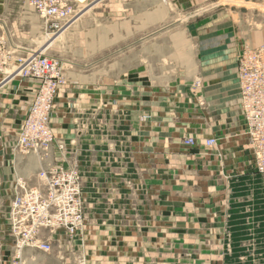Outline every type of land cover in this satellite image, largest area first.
<instances>
[{"label":"crops","instance_id":"crops-1","mask_svg":"<svg viewBox=\"0 0 264 264\" xmlns=\"http://www.w3.org/2000/svg\"><path fill=\"white\" fill-rule=\"evenodd\" d=\"M134 9L142 34L137 49L129 20L112 22L110 37L102 28L96 31L93 50L76 47L70 36L54 41L68 64L67 83L51 116L54 133L66 144L63 152L57 147L51 156L16 150L39 82L0 73V264H247V252L251 263L264 260V177L246 132L237 73L244 49L264 44V0H198L189 22L159 40L163 61L157 71L151 64L149 0ZM120 26L126 36H119ZM135 125L142 127L137 133L143 148L119 149L120 133L130 134L134 146ZM188 138L196 142L193 148L178 144ZM209 139L217 145L207 147ZM151 140L157 148L150 147ZM168 141L175 146L167 147ZM114 153L137 157L143 183L153 181L159 189L156 210L146 207L138 214L141 224L135 214L118 210L119 190L128 192L135 165L127 160L119 169L110 159ZM151 161L157 163L155 171ZM57 163L77 164L86 204L107 198L111 212L87 215L77 247L66 241L61 251L18 252L8 222L18 184L38 186V174ZM184 193L190 196V236L195 238L187 248L181 245L182 209L167 211L168 204L182 205ZM61 233L42 235L52 245ZM246 244L251 249H243Z\"/></svg>","mask_w":264,"mask_h":264},{"label":"built area","instance_id":"built-area-1","mask_svg":"<svg viewBox=\"0 0 264 264\" xmlns=\"http://www.w3.org/2000/svg\"><path fill=\"white\" fill-rule=\"evenodd\" d=\"M28 4L45 21L46 30L54 36L74 21L78 12L68 0H28ZM0 20V73L9 66L12 51ZM240 101L256 158V169L264 175V45L247 47L237 63ZM9 77L34 79L39 86L23 122L15 148L20 153H47L53 146L64 150L53 132L51 116L55 99L66 86L63 61L44 51H33L18 60ZM186 143L194 144L193 139ZM208 146L216 139L206 141ZM39 185L18 184L9 212L11 234L16 249L51 250L43 232L64 231L68 236L83 232L86 225L84 195L80 174L75 166L55 165L38 174Z\"/></svg>","mask_w":264,"mask_h":264},{"label":"rangeland","instance_id":"rangeland-1","mask_svg":"<svg viewBox=\"0 0 264 264\" xmlns=\"http://www.w3.org/2000/svg\"><path fill=\"white\" fill-rule=\"evenodd\" d=\"M68 1L75 8V10H78L79 12L76 18L74 19V21H77V22H75L74 25L71 27V29H69L66 33L64 30L54 36H50V34L46 30L45 21L37 14V12L33 8L29 6L28 0H0V17L1 16L6 17V19L4 18L6 22H4L2 19H1V22L3 23L4 29L7 33V37L9 41L8 43L9 48L12 51L10 64L4 70L3 73L9 74V72H12L15 69V65L18 64L19 58L27 56L28 54H30L33 51H36L42 46L46 47L49 44L50 45L53 44L54 41L57 40L58 38H60L59 40H62V38L64 40L65 36H70L73 39L75 38L77 41L76 47L78 46L79 48H86L88 49V51L89 49L91 50V48L93 50V45H90V43L96 37H98L97 32L102 30L105 32V35L107 37H110V33H111L110 24L112 22L122 23V22H126L127 20H129L130 22H133L135 25L134 27V48L137 49L140 46L137 40L140 38V36L142 37V34L138 33L137 26L135 24L137 20L140 18H138V14L136 12L137 9H134L135 13L132 12L131 9H133V6L137 7L141 5L142 0H85L84 3H81L79 0H68ZM223 1L225 2L227 0H223ZM149 2H150V11H151V29H150L151 53H152L151 64L152 65L154 64L155 71H157L159 63L163 61V60H159V53H160L159 42H161L159 40H162L166 36V34H168V32L170 31L173 32L172 28H175L176 26H180L181 24H186L187 22H189L190 13L192 11V5L196 7L198 0H149ZM88 5L89 7L85 8V6H88ZM175 20L179 21V23L176 25L173 24ZM132 25L130 23L129 28H131ZM100 28L102 29L100 30ZM122 30L123 29H121V26H120V29L118 30L120 37L122 36V34L126 36L127 29L124 28V30L123 31ZM128 31H131V29H129ZM49 37L51 38L50 43L48 42L47 44H45L46 41L49 39ZM59 48L60 47H56V43L51 45L50 55L61 59L60 57L61 52ZM118 48H121V45L118 46ZM251 48H255V47H251ZM70 49L71 50H69V53L72 54V51H73L72 49H74L73 44L71 45ZM45 52L49 54L47 52V47H46ZM62 61H63L64 74H65L66 67L64 64H66V62L64 60ZM66 66H68V64H66ZM141 128H142L141 126L135 125L136 133H135L134 146L131 144L132 142L130 141V134L129 136H127V133H120L119 138H118V148L119 149L129 148V150H131V148H136V149L143 148L142 146L143 142L140 141V137H138V133H137L142 130ZM151 128H153V126H151ZM152 138H153V134H152ZM57 140L63 143L64 145V150H59V151L60 152L65 151L66 150L65 142L58 138ZM104 140L107 141L106 137L104 138ZM146 144L147 143L145 142V148L147 146ZM167 144H168L167 147L175 146V142H172V141H168ZM178 144L179 145L182 144L183 145L182 147L193 148L196 142L194 144H188L185 142V140H183V142H179ZM205 145L209 148H213L217 144L213 146H208L205 142ZM53 147H56V146H53ZM150 147L152 149L157 148L158 142L151 140ZM52 148L49 151L50 156L53 153ZM49 152L38 153V154L48 155ZM110 159H111V162H114L117 164L119 169H121L122 166L126 165L127 160L131 162L132 164L134 163L135 165L134 166V176H133L135 182L134 180H133V183L132 181L129 182L128 192L126 189L119 190L120 203L119 205H117V207H118L119 212H124V213L129 212L131 214H135L136 217L134 218L139 219V221L138 222L136 221V223L141 224V221H140L141 219L140 217H138V214L145 212L147 210L146 207H149L150 211L152 212L156 210V206H154L153 201L157 200L159 196V189L157 185H154L153 181L150 182V184L143 183L142 175L141 173H139L138 168H137V166L140 165L141 161L138 160L137 157L129 156V158H127V156H125L124 153L123 154L114 153L112 155V158ZM104 164H109V158H105ZM55 165H61V164L57 163ZM55 165H52V166H55ZM255 165H256V162H255ZM156 166H157V163L151 161L152 171H155L156 169H158ZM75 167L77 168L79 172V168L77 164H75ZM79 174L81 177V172H79ZM262 176L264 177V175ZM81 182H82V177H81ZM33 187H36V186H33ZM180 200H183L182 205L180 201H177L179 203L176 204V206L172 204H168L167 211H170V209L174 210V208L176 207L177 212H180V211L183 212L182 221H179V224L182 225V230H183V234L185 237L182 238L181 245H182V248H187V246L191 244V241L195 240L194 237L190 236V231L192 227L191 220H190V214H189L190 196L187 193L186 194L184 193ZM97 202H98L97 204H89V203L86 204V201L84 202V212H85L86 218L89 213H92L95 211L108 212V213L111 212L112 207L110 205V200H108L107 198H104V199L97 200ZM10 209H11V206H10ZM9 212H8V222H10ZM61 231L62 230H56L54 232H61ZM62 232L65 233L64 231ZM80 234H82V232H79L76 236L70 237L66 233L64 235H62L61 233L60 236L54 239L50 252L53 249L61 251V248H62L61 245H63V243L66 241H68L66 243L71 244L73 248L77 247L79 244L78 238ZM136 244H140V241L139 242L136 241ZM262 248H264V245L262 246ZM243 249L249 250L251 249V247L250 245L246 244L245 246H243ZM182 255L186 258L190 257V253L186 251H184ZM249 257H251V255L249 254V252H247V260H248L247 264H254L249 261ZM183 261H186V260H183ZM182 264H189V263L183 262ZM257 264H264V260L257 261Z\"/></svg>","mask_w":264,"mask_h":264},{"label":"bare ground","instance_id":"bare-ground-1","mask_svg":"<svg viewBox=\"0 0 264 264\" xmlns=\"http://www.w3.org/2000/svg\"><path fill=\"white\" fill-rule=\"evenodd\" d=\"M81 3H84L85 2V0H79ZM89 7V5L88 6H85V8H88ZM50 37H49V39L46 41V43L45 44H47L48 42L50 43ZM47 47V46H46ZM46 47H40L39 49H37V52H40V51H44V50H46Z\"/></svg>","mask_w":264,"mask_h":264}]
</instances>
